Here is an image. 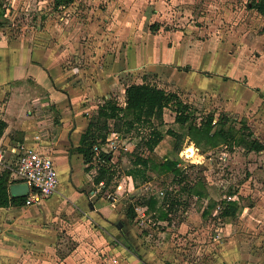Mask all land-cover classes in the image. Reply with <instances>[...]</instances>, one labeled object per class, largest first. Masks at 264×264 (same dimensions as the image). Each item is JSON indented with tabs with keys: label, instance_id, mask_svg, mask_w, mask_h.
I'll list each match as a JSON object with an SVG mask.
<instances>
[{
	"label": "rangeland",
	"instance_id": "rangeland-1",
	"mask_svg": "<svg viewBox=\"0 0 264 264\" xmlns=\"http://www.w3.org/2000/svg\"><path fill=\"white\" fill-rule=\"evenodd\" d=\"M52 1L0 0V23L4 34L12 39L31 36L35 31L40 33L38 39H44L42 33L49 31L46 21L50 20L49 28L54 32L48 40L56 50H68L61 66H75L72 84L85 93L77 104L78 117L89 120L104 98L121 103V84L143 77L148 83L173 88L195 109L196 117L213 113L232 131L250 132L246 140L255 136L264 142V94L258 88L264 90V16L250 8L248 0H74L66 8H54ZM153 26L155 30H151ZM64 33L67 39L58 37ZM136 55L141 57L138 62L133 59ZM127 59L136 68L115 69L119 82L108 92L109 97L89 94L87 88L97 82L101 70ZM31 83L24 94L40 97L42 104L32 107V113L36 119L47 121L39 133L45 141L55 140L60 110L50 101L49 92ZM65 113L71 116L73 112L66 109ZM165 117L162 131H185L169 121L168 110ZM239 127L242 131L237 130ZM148 132L144 127L121 132L120 147L112 156L114 174L106 190H98L101 197L95 193L91 199L76 200L64 193L49 205L0 208V243L11 257L6 264H13L17 257L14 251L21 255L22 264H109L113 257L124 260L125 251H109L105 242L112 245L118 239L122 243L115 236L119 231L116 223L129 221L123 215L127 205L141 201L144 192L162 190L165 195L175 194L177 189L180 193L171 206L168 226L157 219L156 211L146 218H137V213L135 220L129 221L137 233L147 234L143 244L162 263L264 264V150L258 153L248 149L237 134L209 147L204 140L197 145L182 134L179 149L174 150L175 137L167 134L174 141L170 157L181 169L176 175L173 170L159 168L162 156L149 153L143 146L141 138ZM14 135V139L20 136ZM45 145L52 155L50 145ZM71 146L72 142L66 144L64 156L70 155ZM193 146L197 148L194 155ZM185 149L190 156L186 159ZM136 154L150 159L147 174L152 187L144 189L138 177L137 190L119 191L121 178L127 175ZM72 159L73 172L78 174L82 161ZM54 161L64 192L70 179L63 163L57 157ZM91 171H84L88 175L74 190L88 194L97 173ZM189 186L200 189L204 196L196 198L187 192ZM157 195L161 200L163 195ZM229 196L240 206L234 217L223 219L220 205L201 216L207 205L229 200ZM114 211L111 224L102 219ZM187 217L190 231L177 232L175 226ZM107 228L113 235L105 233Z\"/></svg>",
	"mask_w": 264,
	"mask_h": 264
},
{
	"label": "crops",
	"instance_id": "crops-1",
	"mask_svg": "<svg viewBox=\"0 0 264 264\" xmlns=\"http://www.w3.org/2000/svg\"><path fill=\"white\" fill-rule=\"evenodd\" d=\"M31 8L32 7H30V9ZM38 8L40 9V6ZM59 8H66V6ZM2 12H0V20L2 17ZM46 25V28L49 29V31L47 30L46 32L42 33L44 35V39H38L37 34L40 33H38L37 31H35V33L31 36L12 39L7 34H4V28H2L0 23V119L6 123V126L2 134L0 135V149L5 151V154L10 155V149L12 147L16 146L18 143H23L28 146H33L40 151L48 152L50 154V152L45 150L43 147V144H48L52 148L51 153L53 154L50 155L53 159L54 164V158L56 157L61 163H63L62 168L68 173V180L70 179L67 185V189L64 192L61 191L62 186L59 183V172L56 169L58 175V187L56 192H58L59 194H55V192L51 196L47 197L46 201H44V199V202L41 201L40 203H36L33 205L42 204L45 202V204L48 205L55 203L56 201H58V197H61L60 195H63L64 193L66 194V196L69 195L71 196L70 198H74L76 200H83L85 197H89V199H91L93 196H95V193L97 197H101V194L98 193V188L95 187L94 182H92L93 188H90L91 190L88 191V194L84 191L79 192L78 190H74V187L80 186L82 180L86 178L87 173L85 174V172H88L89 174L92 173V166H90L89 169H86L88 164H85L83 162L81 154H79L75 150L79 143L80 135L86 128L88 122V120H85L82 116L79 115L78 117L79 109L77 107V104L79 102V98H81L85 93L74 89V86L72 84L73 79L70 76L76 73L75 66H61L62 64H64V60L67 58L66 56L68 55V50L58 51L51 45L50 41L52 40H48V38L51 36L50 33L52 34L54 30H50L49 28V19L46 21ZM58 37H62V39L64 40L67 39V34H61ZM41 41H44L45 45H43ZM140 58L141 57L139 55H136V57L133 59L134 61L138 62L139 60H141ZM158 62L159 61H157V63ZM134 65L135 64H133L132 61L128 59L119 63L114 62L112 66L105 68L103 71L101 70L100 77L97 78V82L93 83L91 87H88L87 91H90L89 94L93 96L109 97L110 94H108V92L115 89L119 82V80L116 78V75L114 76L115 69L119 67L123 68L122 70L136 68L134 67ZM157 68L156 71H159L160 66L158 64ZM143 81L147 82L143 77H141V80H131L126 84H121L122 102H118V104L122 107L125 105L124 90L128 84L141 83ZM30 82H32L31 85L34 84V86L39 88L41 87V89L49 92L50 101L55 103L56 107L60 110V124L57 125L58 133L57 136L56 134L53 135V137L56 136L55 140L45 141L44 139H42L41 134L39 133L41 129H45L43 123H46L47 121L44 118L36 119V115L32 113V107H35L42 103H40V97L32 96L30 98L27 94H24V90L29 86L28 83ZM155 85L160 88H164L167 91L175 92L171 87H164V84ZM258 88L261 91V94H264V90L260 89V87ZM66 109L70 112H73L71 116L65 113ZM167 110L169 111V121L172 123L175 122L174 112H172L169 108H165L163 112V118L165 122L167 121L165 117ZM33 115H35V117H33ZM68 118H71V122L67 121ZM215 119H217L216 116ZM14 133L20 135L18 139H14ZM255 138L258 139L257 137ZM70 142H72V146L68 151L70 155L64 156L66 151V144H70ZM168 142H171V144H169L170 148L165 147L167 151H163L164 146H166V144L168 145ZM173 142L171 137H169L167 134H164L160 142L154 147L152 154H160L159 156H162L163 160L169 158L174 159V157H170L169 154V150L171 149V145ZM262 143L264 144V142ZM126 148L128 147L126 146ZM263 150L258 151V153L263 152ZM73 157L75 158V160L78 159L82 161L83 164L82 168L81 166H79L78 170L81 169V171H78V174H75L73 172V166L71 165ZM136 184L137 180H133L131 176L125 175L121 178L119 191L125 190L124 188H127V190L135 191L138 189ZM141 186H143L144 189L147 190L149 186H151V182L149 180L143 181ZM159 191L144 192L143 196L139 198L141 200L140 203L133 204L136 206H141L144 209L145 218L150 213L155 214V211L148 209L147 201L150 196L156 197V195L159 194ZM195 197L200 198L196 195ZM110 203L115 205V202L110 201ZM8 207L18 208L27 206L22 205ZM213 209H215V207ZM203 211L201 216H205V214H203ZM135 213L137 214L136 211ZM114 214L115 211L108 215V218L107 214L103 217L101 215V217L104 221L111 224V221L114 218ZM207 214L208 213H206V215ZM123 215L126 216L127 219H129L126 215V211ZM171 215V212L168 213V220H159L162 223H166L168 226V224L170 223ZM137 218L140 217L138 216ZM223 219L227 220V217H223ZM132 220L134 221L135 219H129V221ZM188 220L189 217L180 221L177 226H175V230H177V232L179 233H182L183 230L185 232L190 231L188 230ZM129 221L122 219V221H117L116 223V227H118L119 231H116L115 236H118L122 240V243L118 239H114L115 242L112 245L108 244L107 240V242H105L107 245L106 249L109 251H113L114 253H116V251L117 253H119V251L121 253L125 251L122 253V256H124L125 258L124 260H122L121 258L117 259L116 257H113V259H111L112 261L109 264H164L162 263L160 258L157 257L155 252L151 250V248H148L145 246V244H143L147 234H141L140 231L139 233H137L136 229L133 228V226H130ZM119 223H121V225H119ZM106 230H108L105 232L107 233V235H113L114 232L110 233V228H107ZM14 254L17 257L14 258L13 264H22L21 255H19L15 251ZM10 258V255H7V248L4 244L0 243V264H6L7 260Z\"/></svg>",
	"mask_w": 264,
	"mask_h": 264
},
{
	"label": "trees",
	"instance_id": "trees-1",
	"mask_svg": "<svg viewBox=\"0 0 264 264\" xmlns=\"http://www.w3.org/2000/svg\"><path fill=\"white\" fill-rule=\"evenodd\" d=\"M74 0H53L54 8L65 7L71 4ZM249 7L255 9L259 14L264 16V0H248ZM156 27H151L155 30ZM125 105L120 106L115 98H104L98 105L95 115L90 117L86 128L80 135L79 143L75 150L81 154L83 162L88 164L86 169L93 166L94 151L93 145L100 144L105 141L108 133L111 130L117 132H129L132 130H140L141 128H148L147 135L141 138L145 149L152 154L154 147L160 142L164 134H169L175 137L174 150L179 149V144L182 139V134L188 136L195 144H201L204 140L207 146H216L219 143H225L228 138L238 135V139L244 145L255 152L264 149V144L247 134L237 133L227 128L224 124L225 120L222 117L215 119L213 113H206L204 116L196 117L195 109L190 103L183 101L179 95L173 91H167L155 84L148 82L130 83L125 87ZM171 108L174 112V121L179 124L185 131L183 133L167 128L165 131L160 129L164 123L163 112L165 108ZM199 118V121L196 119ZM112 120V122H110ZM222 120V121H221ZM6 123L0 119V135L2 134ZM245 126V125H243ZM239 127L237 130H241ZM249 136V137H248ZM203 144V143H202ZM100 155L105 158L106 162L97 166V173L93 178L95 187L101 191L106 190L113 177V164L108 159L110 154L100 152ZM178 161L165 159L158 163V167L164 170H173L178 175L181 169L176 167ZM150 168V159L142 154H136L132 167L127 170L126 174L131 176L133 180L141 177L142 181L149 180L147 169ZM174 192V191H173ZM187 192L195 194L198 197L203 196V192L195 186H189ZM178 189L174 194H165L161 200L155 196H150L147 201L149 210L157 212V219L168 220V213L171 212V206L178 200ZM177 198V199H176ZM24 197L11 196L7 188V180L4 175L0 177V207L8 206H22ZM140 203L137 201L135 204ZM220 205L219 215L222 217H234L239 210L238 202L224 199L221 202L210 203L203 214L206 215L212 208ZM134 206L129 203L126 207V215L129 219H133L136 215Z\"/></svg>",
	"mask_w": 264,
	"mask_h": 264
},
{
	"label": "built area",
	"instance_id": "built-area-1",
	"mask_svg": "<svg viewBox=\"0 0 264 264\" xmlns=\"http://www.w3.org/2000/svg\"><path fill=\"white\" fill-rule=\"evenodd\" d=\"M121 138L122 134L120 132L111 130L103 143L93 145L94 161L92 169L94 172L97 171L98 165L106 162L105 158L100 155L101 151L109 153L108 161L114 164L115 161H113L112 156L120 147ZM193 148L194 155L197 148L194 146ZM186 150L183 153L185 159L190 157ZM2 175L6 177L8 192L9 186L13 183L26 184L27 192L22 196L24 197V206L40 203L57 191L58 175L51 155L23 143H18L12 147L10 155L5 154V151L0 149V177ZM159 194L163 195L164 192L160 190ZM228 198L230 200L231 197ZM134 210L140 214V218L145 217L144 209L141 206L135 205Z\"/></svg>",
	"mask_w": 264,
	"mask_h": 264
},
{
	"label": "water",
	"instance_id": "water-1",
	"mask_svg": "<svg viewBox=\"0 0 264 264\" xmlns=\"http://www.w3.org/2000/svg\"><path fill=\"white\" fill-rule=\"evenodd\" d=\"M9 192L11 196L22 197L27 192V186L24 183H13L9 186ZM121 225V223H119Z\"/></svg>",
	"mask_w": 264,
	"mask_h": 264
}]
</instances>
